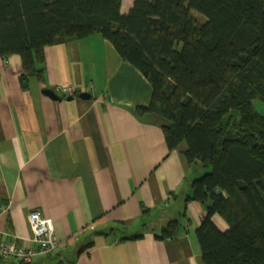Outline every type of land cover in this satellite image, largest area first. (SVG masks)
Listing matches in <instances>:
<instances>
[{"label":"crops","instance_id":"crops-1","mask_svg":"<svg viewBox=\"0 0 264 264\" xmlns=\"http://www.w3.org/2000/svg\"><path fill=\"white\" fill-rule=\"evenodd\" d=\"M36 70L24 77L19 55L0 58V238L30 248L27 217L37 210L56 247L35 264H201L195 229L205 210L185 201L201 167L186 164L183 143L169 150L159 125L136 117L150 101L146 78L99 35L46 46ZM62 85L75 93L56 91ZM176 218L180 234L157 239Z\"/></svg>","mask_w":264,"mask_h":264},{"label":"trees","instance_id":"trees-1","mask_svg":"<svg viewBox=\"0 0 264 264\" xmlns=\"http://www.w3.org/2000/svg\"><path fill=\"white\" fill-rule=\"evenodd\" d=\"M121 6L0 0V58L19 55L27 77L36 74L44 48L61 39L109 41L151 87L136 117L158 124L169 150L183 143L186 164L201 167L185 197L205 210L195 229L201 264H264V115L252 105L264 103V0H133L127 12ZM181 230L176 218L154 235L174 239Z\"/></svg>","mask_w":264,"mask_h":264},{"label":"built area","instance_id":"built-area-1","mask_svg":"<svg viewBox=\"0 0 264 264\" xmlns=\"http://www.w3.org/2000/svg\"><path fill=\"white\" fill-rule=\"evenodd\" d=\"M56 91L64 96L75 93L72 86H57ZM28 224L31 232L32 246L30 248L16 245L14 241H4L0 238V259L12 258L17 264H35L32 258L38 255H49L56 247L53 224L45 220L39 211L33 210L28 214Z\"/></svg>","mask_w":264,"mask_h":264},{"label":"rangeland","instance_id":"rangeland-1","mask_svg":"<svg viewBox=\"0 0 264 264\" xmlns=\"http://www.w3.org/2000/svg\"><path fill=\"white\" fill-rule=\"evenodd\" d=\"M128 1V0H127ZM196 17H198L199 20H203L202 16H200L197 13H193ZM252 105L254 107V109L260 113L261 115H264V103L262 101L259 100H255L252 102Z\"/></svg>","mask_w":264,"mask_h":264},{"label":"water","instance_id":"water-1","mask_svg":"<svg viewBox=\"0 0 264 264\" xmlns=\"http://www.w3.org/2000/svg\"><path fill=\"white\" fill-rule=\"evenodd\" d=\"M43 93L52 99H57V96L54 95L50 90H44ZM79 97L82 99H89L90 95L88 93H80Z\"/></svg>","mask_w":264,"mask_h":264}]
</instances>
